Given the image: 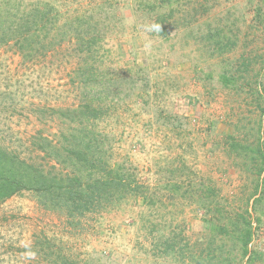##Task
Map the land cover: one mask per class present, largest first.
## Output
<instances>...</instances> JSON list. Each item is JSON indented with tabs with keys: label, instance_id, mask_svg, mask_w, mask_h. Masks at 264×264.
<instances>
[{
	"label": "rangeland",
	"instance_id": "rangeland-1",
	"mask_svg": "<svg viewBox=\"0 0 264 264\" xmlns=\"http://www.w3.org/2000/svg\"><path fill=\"white\" fill-rule=\"evenodd\" d=\"M48 1L80 40L99 33L101 60L79 56L75 36L34 59L0 40V146L74 176L49 152L62 151L63 109L82 101L78 74L105 70L123 99L81 126L110 137L108 164L136 183L76 213L29 189L0 201V264H264V0H172L168 39L148 31V0H128L136 12L113 0L122 19L106 0Z\"/></svg>",
	"mask_w": 264,
	"mask_h": 264
},
{
	"label": "trees",
	"instance_id": "trees-1",
	"mask_svg": "<svg viewBox=\"0 0 264 264\" xmlns=\"http://www.w3.org/2000/svg\"><path fill=\"white\" fill-rule=\"evenodd\" d=\"M146 2L147 0H134L132 4L146 6ZM148 2L153 5L158 4L155 9L151 6L153 10L149 11V15L155 16V22L161 25V31L156 34L168 39L167 33L170 30V19L174 11L173 6L169 10L168 7L172 4V0H148ZM117 4L118 1L106 0L100 5L102 10H106L104 5L114 9L113 19H122L124 16L117 15L118 9L115 8ZM125 4H129L130 11H137V8L130 6L132 5L130 1L126 0ZM164 5H167L166 10L158 9ZM56 9L48 0H0V36H2L0 40H16L18 48L24 53L23 56L34 59L35 55H45L48 47H55L64 40L72 42L76 39L79 56L90 54L101 60L102 53L96 51L99 33L91 36L85 33L86 38L80 40L77 38L80 30L76 26L72 28V19L66 18ZM62 17L67 20L59 26ZM92 18L90 16L87 19L92 20ZM97 21H100V18H97ZM93 27L98 29L96 25ZM100 71L103 73L90 74L83 71L81 75L78 74L75 87L83 89L82 101L77 107L63 109V113L62 108L60 109L61 117L65 123L68 122L62 140L58 141L62 151L56 148L54 152H49V154L53 153L58 161L68 163L67 166L72 167L76 174L74 176L60 173L47 174L34 164H27L25 160L14 157L0 146V201L23 189H29L37 192L41 199L49 200L51 205L61 204L67 207L70 213H76L80 209H94L103 200L111 202L115 196L123 197L124 192L132 191L136 176L122 164L118 163L114 166L108 164L112 157L110 150L106 149L105 141L110 137L107 134L97 133L91 128H89L91 131H88L84 125L81 126L80 118L83 116L92 114L96 119L103 113L102 108H108L106 106L110 104L108 101L120 103L123 99L119 86L121 80L117 76L108 77L105 70ZM223 78L226 83L230 82L226 75ZM84 179L88 182L85 183ZM241 224L242 226L238 228L242 243L241 255L243 257L249 255L248 259H250L248 244L252 240L251 223L243 220Z\"/></svg>",
	"mask_w": 264,
	"mask_h": 264
},
{
	"label": "clouds",
	"instance_id": "clouds-1",
	"mask_svg": "<svg viewBox=\"0 0 264 264\" xmlns=\"http://www.w3.org/2000/svg\"><path fill=\"white\" fill-rule=\"evenodd\" d=\"M148 31L152 32H160L161 31V25L160 24H151L148 26Z\"/></svg>",
	"mask_w": 264,
	"mask_h": 264
}]
</instances>
